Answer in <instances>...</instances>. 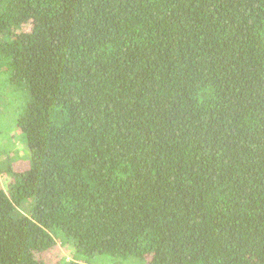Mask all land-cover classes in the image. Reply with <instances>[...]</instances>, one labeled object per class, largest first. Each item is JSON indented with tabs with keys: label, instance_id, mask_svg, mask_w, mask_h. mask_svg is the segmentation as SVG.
<instances>
[{
	"label": "trees",
	"instance_id": "1",
	"mask_svg": "<svg viewBox=\"0 0 264 264\" xmlns=\"http://www.w3.org/2000/svg\"><path fill=\"white\" fill-rule=\"evenodd\" d=\"M0 76V264H264V0H0Z\"/></svg>",
	"mask_w": 264,
	"mask_h": 264
},
{
	"label": "rangeland",
	"instance_id": "2",
	"mask_svg": "<svg viewBox=\"0 0 264 264\" xmlns=\"http://www.w3.org/2000/svg\"><path fill=\"white\" fill-rule=\"evenodd\" d=\"M30 100V95L25 89H14L6 82L5 77L0 76V188L8 191L11 181L7 169L19 171L26 168L29 158L28 148L24 137L16 126V119L22 108ZM31 208V200H25L18 212L27 215ZM56 246L48 253L43 254V259L47 264H59L70 259V248L64 245L61 233L55 229L51 231ZM129 262L115 261L109 256H96L92 260L93 264H130ZM136 263V262H135Z\"/></svg>",
	"mask_w": 264,
	"mask_h": 264
}]
</instances>
